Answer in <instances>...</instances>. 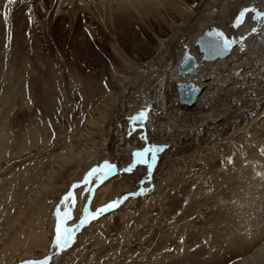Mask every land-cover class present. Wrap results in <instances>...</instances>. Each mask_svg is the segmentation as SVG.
Segmentation results:
<instances>
[{"label": "rangeland", "instance_id": "1", "mask_svg": "<svg viewBox=\"0 0 264 264\" xmlns=\"http://www.w3.org/2000/svg\"><path fill=\"white\" fill-rule=\"evenodd\" d=\"M41 4L42 2L40 0L39 2L36 0V6L40 5L39 7L42 8ZM241 8L245 9L242 5H238L234 9L236 20H238L239 14L243 10L240 11ZM43 11L42 13H45L44 15L46 16L44 18L45 21L55 13L54 10H50L48 14L46 8ZM60 21L61 25L71 24V20H67L66 15ZM91 23L86 17L81 16L78 18L76 29L83 31ZM94 27L101 33V30L96 25ZM65 36L69 41L72 38V34H66ZM254 38H257V36ZM88 39L90 42L94 41L93 36H90ZM54 48H56V45H54ZM99 49L98 46L96 50L93 48V52H90L91 55H84V59L77 57L76 61H78V66H76L78 69L76 71L80 72L82 82L90 79L94 74L98 75V79L94 84L95 87L102 89V92L98 95L100 99H106L108 96L110 97V93L112 94L115 90L114 86L116 85L111 81L112 79L108 72V68H111L107 66L106 61L111 59L112 55L108 49H106L107 53ZM66 52H68V49H66ZM174 53L175 51H166L155 54L153 57L155 59V56L158 55L161 59L159 60L161 62H159L160 64L156 63L154 59L153 61L144 59L142 64L141 62L137 64L139 66L132 72L126 68L124 69L120 65V69L123 67V70H121L122 76H135V80H131V82L126 81L124 85L122 84L120 86L122 89L126 86L124 93L127 96H125V100L129 99L131 101L129 103L127 100L125 101L127 102L128 109H135L136 106L138 107L147 101L149 92H142V88L147 89L150 86H154L155 82L163 74L165 75V72L168 71L167 67L169 69L176 61V55ZM9 54L8 57L10 59L8 58V60L12 61L13 53L10 52ZM59 55L62 56V54ZM9 61H7L5 68L0 71V95H2L1 93L5 86L3 84L5 80L3 79L12 77L8 75L10 71H6L9 68L8 66L12 65ZM79 61L83 62L79 63ZM100 63H103L105 68L102 69V66H99L102 65ZM168 63L172 65L169 66ZM76 66L73 68L76 69ZM163 67L164 69L166 67L165 71ZM64 68L66 69L63 70V72L65 71L63 84L67 82V86L63 94H60V91L58 92L55 109L49 114L46 113L44 111L46 108L43 105L45 104V99H41L35 114L22 117L19 122L15 123L16 128L14 133L19 138L23 128L27 129V126L35 128L37 125L34 126V124H37L40 118H43V121H45L44 128H46H43L41 131L47 130L46 132L50 135L53 133L52 137L49 140L42 138L35 143L30 141L26 144L27 146L24 147V150L18 148V145H13L11 151L7 148L8 151L3 153V157L0 158V264H22L30 258L44 257L48 253L53 254L56 251L54 242L58 224L62 231L64 228L69 229V232L75 230L82 224L81 221L87 214L94 213L97 209L109 205V201L119 194L117 196L118 198L114 201H120L119 197L134 192L135 189V192L140 189L143 192L137 196H127L128 198L116 209L98 218H94L89 224L85 225L82 228V233L80 232L78 238H76L77 240L70 247V250L59 258L57 264H192L193 260L206 261V264H211V260H216L212 263L216 264L221 259L227 258L226 260H228L232 258L236 253V247L240 244L241 239H251L254 236L256 237V242L261 238L260 242L262 243L259 244L260 246L264 245V233L260 235L259 226H256L254 222L255 218L259 220L262 217L264 220V214H260L261 211H264L262 209L264 202H262V198L259 201L258 197L262 192L264 195V72L263 74L258 73V76L251 82L252 84L248 83V87L245 84L246 90L248 91L245 90L246 94L244 96L247 95L246 99H250L249 101H251V106L244 111L246 114L244 112L240 113L226 120L227 122L222 121L218 124L216 123L215 126H210L211 128L205 126V129L203 127V131L201 130L202 128L198 129L195 132L196 135H193L190 140H193V145L189 141V145L191 146L186 145L188 142L184 147L178 141L164 142L165 144L160 147V157L155 172L153 173V178L151 177L149 179L147 177L145 178V175L143 176L142 170H140V175L136 176L120 171L121 165L126 167L128 166L127 162L131 160L130 156L127 160L126 158L122 159V156L119 154L120 150L115 146L117 144L114 141L115 136L113 132L115 130L110 129L111 124H114V121L117 120H114L115 117L113 116L115 111V115L118 112L117 104L110 112V116L105 124L95 126L90 124V120L93 121L95 117L99 116L98 108L102 107L103 102L98 99V96L93 101H87V97L82 93L83 83L75 78L72 79L68 73L69 69L66 66ZM138 68L142 71H139ZM101 69L107 70L106 74L109 78H107L106 74L99 78ZM153 70L154 72H152ZM5 72H8V74ZM136 73L137 75H135ZM146 75L149 76V79L146 81L148 84L144 82ZM259 75L261 76L259 77ZM140 79L141 81H139ZM253 84L256 88L252 86ZM134 92L135 96L133 94ZM128 93L133 94L130 96L131 99L134 98L133 101L128 97ZM250 96L255 100L254 103ZM98 102L99 107H97ZM248 110L250 113H248ZM244 116H249V118L247 117L245 119ZM238 117L240 118L238 119ZM251 118L253 120L255 119L254 122H250L252 120ZM29 120H32L31 123ZM166 121L168 119L163 120V122ZM248 124L252 126L250 125L251 127H249ZM234 126H237V128H234ZM212 128L215 129V132ZM233 129L236 130L233 131ZM158 131L157 129V132L153 130L150 133L152 139L158 134ZM118 133L121 134L120 132ZM238 133L241 134L238 136ZM195 136H197L198 141ZM203 137L206 138L208 144L203 143V139L205 140ZM200 141L201 143L199 145ZM251 143L254 144L255 152L252 149ZM197 146H199L198 149H196ZM86 148H89L88 151L90 152L88 153L90 156H85ZM80 149L83 150V159L73 162V165L69 166L62 177L57 178L49 184L50 182L47 181L46 177L48 171L55 168L56 163L54 160H57V156L61 155L60 151L64 154L69 150L79 151ZM127 150L126 154L129 153L130 155L131 151L129 149ZM251 151L256 155H253ZM94 155L98 159H93ZM250 155L255 157H251ZM257 156L259 159H256L258 158ZM117 160L120 161L118 165H114L113 170L107 176L102 174V178L100 179L102 182L95 184L100 178L99 175L102 173L99 169L103 168L105 162L111 164ZM122 160L123 163H121ZM246 161H249L251 164ZM94 168L98 169V171L89 179L88 183H84L88 172ZM113 171L122 172L123 175L119 173L110 177ZM240 176L242 177L240 178ZM140 179H143L142 183L139 182L142 186L138 183ZM44 182H46L48 188L42 193L40 190ZM74 185L77 187H74ZM90 188L91 191H89ZM37 191H40L39 195H37ZM70 192L73 194L72 197L65 200V197ZM252 195L253 197H251ZM254 196L258 198L254 199ZM225 197L227 200L224 199ZM251 198L254 200L251 201ZM256 199L262 202V205L259 206V204H256L258 202ZM243 201L247 203H243ZM97 206L98 208H96ZM259 209H261L260 212ZM65 213H68L67 217ZM244 213L246 216H244ZM248 219L251 222L253 220L254 223L248 222ZM238 220L239 222H237ZM230 234L232 235L230 236ZM247 236L248 238H246ZM232 259L224 264L229 263Z\"/></svg>", "mask_w": 264, "mask_h": 264}, {"label": "bare ground", "instance_id": "2", "mask_svg": "<svg viewBox=\"0 0 264 264\" xmlns=\"http://www.w3.org/2000/svg\"><path fill=\"white\" fill-rule=\"evenodd\" d=\"M40 1L43 4V5L41 4L42 8L39 7L40 5L39 6L35 5L36 0H17L14 3H9V0H0V71L5 68L7 61H9L8 54L10 52L13 53V60L9 61V63H11L12 65L8 66L9 68L7 67L8 69L6 70V71L9 70L10 74H8V72L7 73L5 72L6 74L11 75L12 77L11 78L6 77L5 79L2 78L3 80H5L6 84L3 83L5 86L3 92L1 93L2 95H0V158L3 157L2 154L6 153L8 149L9 151H11L13 145L15 146L18 145V148L24 150V147L27 146L26 144L30 141H33V143H35L42 138H44L45 140H49L52 137L53 133L50 135L48 132H46L47 130L43 132L41 131L45 125L44 123L45 121H43V118H40V121L37 124H34V126L37 125V127L32 128L27 126V129L23 128L21 132V136L19 138L17 134L14 133V130L16 128L15 123L19 122V120L22 119V117H27L35 114L36 113L35 111L41 99L43 100L45 99L44 100L45 104L43 105L46 108V110H44L46 113L49 114L51 111L55 109L58 92L60 91L61 92L60 94H63L67 86V82L63 84V81L65 80L64 78L65 71L63 72V70L66 69L64 68L65 66L67 67V69H69L68 73L72 77V79L75 78L79 80L81 83H83L82 93H84L85 96L87 97V101L88 100L93 101L98 95H100L102 89L95 87L94 84L98 79V75L94 74L93 77H91L88 80H86L85 77L82 76L84 80H86L84 81L82 78V80L84 81L82 82L80 76L81 74H79L80 72L76 71L78 69L77 67L78 61H76L77 57L84 59L83 56L91 55L90 52H93V48H95L96 50L97 46L100 48L99 50H101L104 53L107 51L106 49H108L111 52L112 58L106 61H107V66L111 68V69L108 68L110 78L112 79L110 80L112 81V83L116 85L114 86L113 84L115 90L112 92V94L110 93V97L109 96L107 98L103 97L106 99H100L99 96H98L99 98L97 97L103 102V103L101 102L102 107L101 108L99 107V102H100L99 101L97 105V107H99L98 108L99 116L95 117L93 121L90 120V124H93L94 126L103 123L105 124V122H107L110 116V112L114 109V106L117 104L118 112L115 115L116 112L115 111L113 115L115 117V118L113 117L114 120L116 119L117 120L114 121L113 119H111L112 121H114V124H111L110 126V122H109V126L110 129L115 130V132H113L115 136L114 141L117 143L115 144V146H117L118 149L120 150L119 154L122 156V159L125 158L126 160L128 159L129 153L126 154L128 151L127 149H129L132 145H134L133 142H137L139 141V139L140 142H137L139 146L138 147L133 146V150L137 148L136 153L142 152V148L145 146L146 143L150 150L148 156L150 160L146 162L147 163L146 166L142 164H136L131 160L130 162H127L128 166L126 167L129 168L132 165L135 166L132 167L131 171H125V169L127 168L121 165L120 171H123V173H130L133 176L134 175L136 176V175H140L141 173L140 170H142V174L144 176L147 171L149 173L147 178L151 179L153 173L155 172L157 158H159L158 153L160 154V147L162 145L161 143L165 144L164 142L167 143V141H173V142L178 141L181 142L180 144H183V147L187 142L188 143L186 145H189L190 142L191 143L193 142V140L192 141L190 140L193 137V135H196L195 132L198 131V129L202 128L201 130L203 131V127L205 129V126L212 127L215 126L216 123L218 124L222 121L227 122L226 120L233 118L235 115L243 113L246 108H249L251 106L250 103L251 101H249L250 99L249 100L246 99L247 95L244 96L246 94L245 84H247L246 86L248 87V83L253 82L255 77L258 76V73L263 74L264 72V67H263L264 66V15H261V13H264V0H40ZM238 5H242L246 9L251 10L248 13H246V15L243 17L242 22L239 19L236 20L235 18L236 15L234 9ZM44 8H46L47 13L50 10L55 11L53 16L51 18L49 17L47 21L44 20V18H46V16L44 15L45 13L44 14L42 13L44 12L43 11ZM242 9L243 8H241L240 11ZM56 15H58V17H56ZM64 15L67 16V20H71L70 25H65V24L61 25L60 19H62ZM81 16L86 17L89 21L92 22L91 25L89 27L88 26L85 27L83 31L81 30L79 31L76 29L78 18ZM55 17L56 19H54ZM213 24L222 27L229 33H233L237 39L236 46L232 49V52L225 58H220L215 61L199 60L200 63L198 64V66L196 67L193 73L180 74L178 71V64L183 55V52L186 49H189L198 57V59H200L201 54L198 50V46L196 45V39L201 33H203V31L207 27ZM95 25L101 30V33H99L98 29L94 27ZM66 34H72V38L70 41L65 36ZM90 36L94 37L93 42L89 41L88 38ZM255 36H257V38H254ZM54 45H56V48H54ZM66 49H68V52L65 53ZM166 51H170V52L175 51L174 53L176 55L175 63L173 65L168 63L169 66L170 65L172 66H170L169 69L167 67L168 71L166 70L167 72H165V75L163 74V72H160L159 70V72L162 73L164 77H162L163 76L162 75L161 78L158 79L157 82H155L154 86L148 87L147 88L148 90L141 87L143 90L142 92L144 91L149 92V94L147 93L149 95L147 101H145L138 107L136 106L135 109L134 108L132 110L128 109L127 102H125L127 100V99L125 100V96L127 95H125L124 93L126 86H124L123 89L120 88V86H122V84L124 85L126 81L131 82V80H135V76L134 77L122 76L121 70H123L124 67V69L126 68L127 70H130L132 72L135 70L137 66H139L137 64H139L140 62L142 64V61L144 59L147 60L149 59L150 61H153L154 59L153 55L160 54L161 52L163 53ZM30 53L32 54L30 55ZM59 54H62V56ZM170 57L173 58L172 56ZM154 60L156 61V63H159L160 62L159 60L161 59L157 55L155 56ZM80 62L83 61H79V63ZM100 64H102L99 65L102 66V69L105 68L103 63ZM120 65L123 66L122 69H120ZM75 66L77 67L76 69L73 68ZM106 69L100 72L101 75L99 76V78L107 73ZM138 69L139 71L141 70L140 68ZM152 72H154V70ZM135 75H137V73ZM156 76L158 77V75ZM260 76L261 75H259V77ZM107 78L109 77L107 76ZM148 79L149 76L146 75L144 82L146 83ZM178 79L185 80L187 82L193 81L194 83L201 86V91L199 92L198 99L195 103L191 105H186L181 103V101L179 100L178 92L175 89V81ZM139 81H141V79ZM252 86L256 88L254 84ZM106 94L109 95L108 92H106ZM133 94L135 96V92ZM133 94L128 93V97L130 98V96H132ZM252 98L253 97H251V100H253ZM131 100L133 101L134 98H132ZM127 101L129 103L130 100L128 99ZM254 101L255 100H253V103ZM141 112L145 113V118H142L141 122L132 125L130 123V119L131 118L132 119L135 118L136 120L140 119L137 118L138 116H134V115H139ZM248 113H250V111ZM249 116L246 117L244 116V117L246 119L247 117L249 118ZM253 117L255 118V116ZM239 118L240 117H238V119ZM30 119L32 118L30 117ZM164 119H168V121L163 122ZM251 119L252 120H250V122H254L255 119L254 120L253 118ZM250 125L248 124L249 127L252 126ZM237 126L236 127L234 126V128H237ZM214 128L216 129V127ZM133 129L135 130L131 133L130 131H132ZM157 129L159 130L158 134L155 136L153 135L154 140H152L150 133H152L153 130H156L157 132ZM215 129H213L214 132ZM234 130L236 129H233V131ZM118 132H120L121 134H119ZM192 132L193 134H191ZM230 132L232 133V131ZM92 133L95 134L94 132ZM240 134L238 133V136ZM195 137L197 138V136ZM225 137H229V136H225ZM200 143L201 141L199 142V145ZM203 143L208 144V142H206V138L205 140L203 139ZM251 144H252V149L255 152L254 144L253 143ZM66 146L69 147L68 145ZM198 148L199 146L196 147V149ZM80 150L79 151L69 150L67 153L64 154L62 153V151H60L61 155L57 156V160H54V162L56 163L55 168L50 169L48 171L46 179L48 182H50L49 184L54 182V180H56L57 178L62 177L65 171H67V169L69 168V166L73 165L72 164L73 162L83 159V150L81 151ZM88 150L89 148L86 150L85 156H90L88 153L90 151ZM131 150L132 149H130V151ZM95 155L93 159H98V157L95 158ZM153 155L155 156L154 160L152 159ZM253 155L256 154L253 153ZM250 156L255 157L252 155ZM256 159H259V157ZM246 162L248 163L249 161ZM121 163H123V160ZM252 169L254 170V168ZM241 177L242 176H240V178ZM45 184L46 182L42 184V188L40 190L42 193L46 191V189L48 188L47 184L46 185ZM243 188L245 189L244 186ZM135 191L119 197L120 202H118V205H120V203L123 202V200L128 195L133 194L134 196L141 194V192H143L142 189H140L137 192ZM39 192L37 193V195H39ZM244 192L246 191L244 190ZM262 193H260L258 197H259V201L262 198L263 199L262 202H264V195ZM251 197H253V195ZM258 197L254 196V199ZM224 199H226V197ZM254 199L251 198V201ZM256 200L258 201V199ZM246 201H243V203ZM259 201L256 204H259L260 206L262 205V202ZM246 203L245 205H247ZM240 204H241V200H240ZM262 209H264V207ZM260 210L261 209H259V212ZM105 213L107 212H103L98 217L104 215ZM241 213L243 212L241 211ZM261 213L263 215L264 211L263 212L261 211L260 214ZM87 215H88V221L90 219H93L91 215L89 214ZM244 216H246V214ZM256 220L258 219L255 218L254 222L256 226L257 225L259 226L260 235H262V233H264V220L262 217H260L258 221ZM249 221L250 220L248 219V222ZM237 222H239V220ZM85 223L86 222L80 224V226L77 227L75 230L69 232V235L71 236V238L73 237L72 239L74 241L82 231V228L84 227ZM231 235L232 234H230V236ZM246 238H248V236ZM260 241L261 238H259V240L256 242V237L254 236L251 239H245V238L241 239L240 244L239 245L237 244L238 247H236L237 249L235 250L236 253L232 256V258L234 259L235 257V259L233 260L232 258H230L232 259V261L226 264H264V245L260 246L259 244L262 243ZM69 250L70 247L68 248V245L67 247H63V248L56 247V251L53 254H48L47 256L45 255L44 257H40V258H30L24 261L23 263L22 262L21 263L28 264V262H42L47 259L48 264H57L59 258ZM226 259L227 258L221 259L222 261L220 260V262H217L216 264H224L225 262L230 260V259L228 260ZM214 261L216 260H211V264ZM205 262L206 261L193 260L192 264H206Z\"/></svg>", "mask_w": 264, "mask_h": 264}, {"label": "snow or ice", "instance_id": "3", "mask_svg": "<svg viewBox=\"0 0 264 264\" xmlns=\"http://www.w3.org/2000/svg\"><path fill=\"white\" fill-rule=\"evenodd\" d=\"M15 0H9V3H14ZM249 11H251L250 9H244L240 12L238 19L242 22L243 17L246 15V13H248ZM261 15H264V13H261ZM209 35L215 36L218 40H222L224 47L227 48L229 45V41L224 38L223 33L221 32H211L209 33ZM145 116L144 112H141L139 114V117L137 118H143ZM135 119V118H134ZM136 164H142V163H146L147 161L144 159L145 153L144 152H137L136 154ZM152 159H155V156L153 155ZM135 165L130 166L129 168L125 169V171H131L132 167H134ZM112 165L108 164L107 162H105L104 166L102 169H99L101 172H103V174L105 176H107L112 170H113ZM98 171V169H92L91 171L88 172L87 174V178L84 181V183H88L89 179ZM74 187H77L74 185ZM89 191H91V189H89ZM72 193H68V195L65 197V200L69 199L70 197H72ZM118 205V202L114 201L112 203H110L109 205H106L102 208L97 209L94 213H90L89 215H91V217L94 219L96 217H98L100 214H102L103 212L108 211L109 209H112L114 207H116ZM68 213H65V216L67 217ZM88 221V215H86L84 217V219L81 221L82 223L87 222ZM71 240V236L69 235V229L64 228L63 231L61 230L60 225H57L56 228V237H55V246L57 248H63V247H67L68 243ZM28 264H48V260H44L43 262H28Z\"/></svg>", "mask_w": 264, "mask_h": 264}, {"label": "water", "instance_id": "4", "mask_svg": "<svg viewBox=\"0 0 264 264\" xmlns=\"http://www.w3.org/2000/svg\"><path fill=\"white\" fill-rule=\"evenodd\" d=\"M199 51L202 53V59H214L216 57H222L226 51H214V52H210L206 47L205 45L203 44V42H200L199 43ZM189 58L192 59V62L191 63H188L189 62ZM197 65V61L195 59V57L193 56L192 53H190L189 51L186 52L184 58H183V62L179 64V68L181 70L182 73H186L188 72L189 70L193 71L194 70V67ZM192 86H195L194 83H191ZM185 83L183 81H180V82H176L175 83V87L180 89L181 92L184 88ZM197 86V85H196ZM182 100L184 102H186L187 104H192L195 102L196 100V97H193L192 99H187L184 97H182Z\"/></svg>", "mask_w": 264, "mask_h": 264}]
</instances>
